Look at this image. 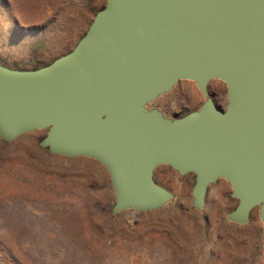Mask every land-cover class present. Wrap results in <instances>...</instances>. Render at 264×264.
I'll use <instances>...</instances> for the list:
<instances>
[{
	"label": "water",
	"instance_id": "obj_1",
	"mask_svg": "<svg viewBox=\"0 0 264 264\" xmlns=\"http://www.w3.org/2000/svg\"><path fill=\"white\" fill-rule=\"evenodd\" d=\"M203 95L170 118L149 107L180 81ZM226 86L224 108L208 84ZM45 130L50 154L84 157L108 173L111 214L160 210L174 195L159 166L194 175L192 207L222 179L245 225L254 209L264 238V0H105L68 53L31 70L0 63V139Z\"/></svg>",
	"mask_w": 264,
	"mask_h": 264
},
{
	"label": "rangeland",
	"instance_id": "obj_2",
	"mask_svg": "<svg viewBox=\"0 0 264 264\" xmlns=\"http://www.w3.org/2000/svg\"><path fill=\"white\" fill-rule=\"evenodd\" d=\"M105 0H0V63L31 70L73 49ZM220 108L226 86L212 80ZM204 101L180 81L151 108L170 118ZM39 130L0 139V264H264L258 210L245 225L226 220L237 205L225 180L208 188L203 212L192 207L194 175L159 166L153 178L174 195L160 210L111 214L114 194L97 162L53 155Z\"/></svg>",
	"mask_w": 264,
	"mask_h": 264
}]
</instances>
